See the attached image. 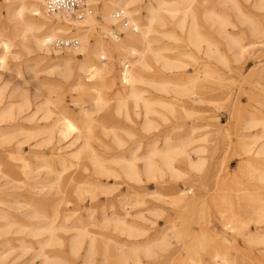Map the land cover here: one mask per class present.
Returning a JSON list of instances; mask_svg holds the SVG:
<instances>
[{"label": "rangeland", "instance_id": "rangeland-1", "mask_svg": "<svg viewBox=\"0 0 264 264\" xmlns=\"http://www.w3.org/2000/svg\"><path fill=\"white\" fill-rule=\"evenodd\" d=\"M5 1L0 39H10L11 47L0 61V264H216L218 251L235 256V264H264V155L256 154L264 144L258 140L264 128V1H194L199 31L212 41L211 57L190 44L179 16L158 19L152 47L184 67L169 70L156 59L151 68L137 64L141 102L122 73L136 57L128 45L140 52L145 46L128 39V29L113 25V34L105 32V0L94 2L98 24L88 53L100 34L111 53L103 62L91 54L85 70L79 69L83 55L76 56L68 76L49 61L54 55L42 59L23 46L13 19L21 0H9V8ZM149 1L133 4L135 18L146 15ZM223 19L230 22L226 29ZM230 35L239 37L237 44ZM59 50L60 57L67 53ZM206 64L213 69L206 71ZM63 117L78 130L62 138L56 127ZM191 127H200L194 136ZM85 141L89 146L78 159ZM12 147L28 162L16 166L7 154ZM180 148L192 162L202 156L203 168L173 161ZM222 210L234 216L225 220Z\"/></svg>", "mask_w": 264, "mask_h": 264}, {"label": "bare ground", "instance_id": "bare-ground-1", "mask_svg": "<svg viewBox=\"0 0 264 264\" xmlns=\"http://www.w3.org/2000/svg\"><path fill=\"white\" fill-rule=\"evenodd\" d=\"M49 0H21L20 6L18 9L15 10V15L13 19L18 20L17 24V31L19 32L18 35L22 37V44L25 46L29 52H36L37 54H42L41 57L42 59L47 58L46 56L48 55H54V58L49 59V61H54L55 63L53 66L54 67H61L63 71H65L68 74H71V69L70 64L76 58V56L83 55L84 59L80 61L79 64V69L80 70H85V63L91 62L92 61V56L98 57L100 62L106 61L108 55L111 53L109 45L103 40V38L100 37L96 39L94 42L93 46V53L90 52L88 53V50L90 49L91 45L90 40L91 38L89 37V34L96 28L97 26V17L94 15L95 13V3H99L101 0H86L82 6L86 8V14L82 17L79 18L78 16L71 15V14H66V13H58L54 15H50L47 12L46 5ZM139 0H105L104 1V13L102 15V18L104 20V25L103 28L106 33H114L113 30L111 29V26H118L119 29L124 28L127 30L126 32V37L128 39H131L133 42H138L141 44H144L145 50H138L137 48L133 47L132 45H128L130 53L133 57V59L129 62V66H127V62L124 64V69L122 73L123 80L129 84L130 88H134V91H132V98L136 100V102H141L144 101L139 92L135 90L136 86V76H135V66L137 64L145 66V67H152L151 66V60L156 59L158 61L162 62L163 68H168L169 70L173 69H182L184 66L180 65L179 63L173 62V60L167 58L163 53H161L158 50H155L152 47V40L150 39V34L151 32L154 31V25L156 21L159 19L163 23L166 22V19L168 18H174L176 16H179L178 19V25L181 30H187L186 32V37L190 44L197 50V51H202L205 53L206 56L211 57L214 54V50L212 48V41L209 36L201 34L199 31V21L197 18V13L196 11L192 8L193 3L195 0H174L173 1H167V0H150L149 4L146 7V15L144 17H137L135 18L133 16L134 12H137L138 9L136 10H131L133 8V4H135ZM230 1V0H229ZM261 1L263 2L264 0H256L255 2L261 4ZM6 7L9 8L10 2L9 0L5 1ZM223 2V1H222ZM234 4L238 6L239 4L234 1ZM225 3V2H224ZM255 3V4H256ZM221 4V3H220ZM227 4V3H225ZM139 5V4H138ZM143 5V4H142ZM254 5V3H253ZM260 5L258 7H260ZM1 7V6H0ZM264 7V6H263ZM235 8V7H234ZM240 8V7H239ZM258 9V8H257ZM262 9V8H261ZM233 10V9H232ZM236 11V8L234 9ZM1 11V8H0ZM120 11L123 13V18L119 19L116 17L115 12ZM212 11V10H211ZM240 11V10H239ZM161 12H166L168 17H164L163 14L161 15ZM250 12V11H249ZM215 13V12H214ZM224 13V12H223ZM228 13V12H227ZM230 13V12H229ZM239 13H242L241 11ZM220 14V13H219ZM243 14V13H242ZM241 14V15H242ZM218 15V14H214ZM166 16V15H165ZM210 16V14H209ZM213 16V15H212ZM220 16V15H219ZM237 16V15H235ZM246 16V15H244ZM249 16V15H247ZM215 16H213L214 18ZM234 17V16H233ZM221 18V17H220ZM224 18V17H223ZM253 18V17H252ZM1 19V18H0ZM145 19V23H140L139 21ZM188 19L190 20V25L189 28H186V23L188 22ZM217 19V17L215 18ZM240 19V18H239ZM248 19V17H247ZM245 19V21L247 20ZM220 20V19H219ZM238 21V20H237ZM218 23L221 21H217ZM216 22V23H217ZM234 22V21H233ZM241 22V21H240ZM248 22V20H247ZM253 22V21H252ZM257 22V21H256ZM122 23V24H121ZM215 23V24H216ZM246 23V22H245ZM242 24V25H245ZM258 23V22H257ZM212 24V23H211ZM213 24V25H215ZM220 24V23H219ZM230 22H228L226 19H223L221 23L222 29H226L227 25H229ZM247 24V23H246ZM249 24V23H248ZM247 24V25H248ZM253 24V23H251ZM232 25V24H231ZM255 25V24H254ZM235 26V25H234ZM239 26V25H238ZM221 27L218 26V28L221 29ZM241 27V26H240ZM254 27V26H253ZM219 29V30H220ZM228 30V29H227ZM242 30V29H241ZM251 30V28H250ZM256 30V28H255ZM75 31V32H73ZM221 31V30H220ZM239 31V30H238ZM254 31V30H253ZM218 32V31H217ZM235 32V31H233ZM250 32V31H249ZM252 32V30H251ZM250 32V33H251ZM71 33H74L76 37L74 36H69ZM222 33V32H221ZM220 33V34H221ZM230 33V32H229ZM237 33V31H236ZM219 34V32H218ZM223 34V33H222ZM231 34V33H230ZM235 34V33H234ZM117 34L115 37L118 39ZM239 35V34H238ZM257 35V33H256ZM58 36H64L65 39H70L74 38L79 41V45L73 46L66 48V54L63 57H60L61 54L63 53L61 48H57L54 46L53 42L58 39V38H64V37H58ZM68 36V37H67ZM221 36V35H220ZM250 36V34H249ZM4 37V36H3ZM174 38L173 36H171ZM225 37V36H222ZM229 37V36H228ZM227 39V38H226ZM231 42L234 44L238 43L237 37L234 35H230ZM242 39V38H241ZM10 40V39H9ZM8 39H0V44L3 46L4 52L2 57L0 56V61L4 64L5 63V57L7 53L10 51L11 47V42ZM245 40V39H244ZM120 41V40H119ZM249 41V39L247 40ZM218 42V41H217ZM229 42V41H228ZM240 42V41H239ZM253 44V43H252ZM256 44V43H255ZM123 45V43H120L117 45L120 46ZM232 46V45H231ZM247 46V45H246ZM230 48V47H229ZM239 48V47H238ZM63 49V48H62ZM232 49V47H231ZM119 50V49H118ZM121 50V49H120ZM230 50V49H229ZM14 51V50H13ZM70 52V54L68 53ZM119 52V51H118ZM123 53V51H121ZM234 53V52H233ZM129 54V53H128ZM138 57V59H136ZM228 59V58H227ZM236 61V59H235ZM28 64V63H27ZM37 65V63H36ZM29 66V65H28ZM93 67V64L91 65ZM105 66V62H104ZM103 67V66H102ZM101 66H96L95 69L102 70ZM4 68V67H3ZM167 69V70H168ZM213 67L209 64L205 65V70L210 71L212 70ZM36 70V69H35ZM87 71H91L92 69H86ZM1 72V71H0ZM80 75V74H79ZM87 76V75H86ZM72 77V76H71ZM171 80V79H170ZM76 81V80H75ZM74 81V82H75ZM169 81V80H168ZM159 82V81H158ZM157 82V83H158ZM165 82V81H164ZM43 83V82H42ZM166 83V82H165ZM160 84V83H159ZM41 85V84H40ZM74 85V84H73ZM129 88V89H130ZM138 88V87H137ZM161 88V87H160ZM4 89V88H3ZM1 90V89H0ZM130 92V91H129ZM4 93V92H3ZM170 93V92H169ZM100 96V95H98ZM4 97V96H3ZM104 98V97H103ZM48 99V98H47ZM101 99V98H99ZM95 101V99H93ZM52 101V100H51ZM150 101V100H149ZM15 102V101H14ZM25 103V102H24ZM52 103V102H50ZM55 103V102H54ZM53 103V104H54ZM146 103V116L148 115L149 111L151 110V107L147 100L145 101ZM164 105V104H163ZM55 106V105H53ZM28 107V106H27ZM26 107V108H27ZM31 109V108H29ZM37 110V109H35ZM29 111V110H27ZM31 112V111H30ZM32 113V112H31ZM29 115V114H28ZM49 118V117H48ZM53 118V117H52ZM51 118V119H52ZM40 119V118H39ZM178 119V118H177ZM33 120V119H32ZM55 120V119H54ZM42 122V121H41ZM54 122V121H52ZM172 122V121H171ZM263 124H264V119H263ZM26 124V123H25ZM33 125V124H32ZM11 126V125H10ZM28 126V125H27ZM24 127V125H23ZM46 127V126H45ZM28 128V127H27ZM86 128V127H85ZM200 127H191V134H193L199 129ZM30 129V128H29ZM78 130L77 126L74 124V122L69 118V117H63L61 120V124L59 127H56L57 133L63 138L67 137L73 132ZM82 130V129H81ZM80 130V131H81ZM185 130V129H184ZM79 135V134H78ZM206 135V134H205ZM56 137V136H55ZM201 137V136H200ZM87 138V137H86ZM264 138V128L262 132L258 135V140ZM70 141V140H69ZM68 141V142H69ZM52 143V142H51ZM83 144V143H82ZM89 146V141H85L84 145H82V149L76 153V157L79 159L81 152L84 148ZM60 147V146H59ZM58 147V148H59ZM79 147V146H78ZM2 148V147H1ZM72 148V147H71ZM51 149V148H50ZM73 149V148H72ZM76 149V148H75ZM74 150V149H73ZM198 153H201L203 151V147H199L196 149ZM70 152V151H69ZM74 152V151H73ZM25 153V152H24ZM52 153V152H51ZM8 156L18 162L16 166L21 167L22 163L28 162L27 157L24 156H19V151L15 148L12 147L11 150L7 152ZM55 154V153H54ZM178 157L176 156H170V158L174 160H180L182 161L186 166L195 168L196 170H199L203 168L205 165V159L200 156L198 161L192 162L189 158V153L185 150V148H180L178 150ZM257 156L259 159L264 155V144L261 145L256 152ZM56 155V154H55ZM52 156V155H51ZM71 156V155H70ZM19 157V158H17ZM53 157V156H52ZM87 157H90L87 156ZM85 158V157H84ZM125 159V158H124ZM161 159V158H159ZM155 160V159H154ZM128 161V160H127ZM159 161V160H158ZM130 162V161H129ZM128 163V162H127ZM87 164V163H86ZM129 164V163H128ZM173 163H170L172 166ZM105 166V165H104ZM110 166V165H107ZM106 166V167H107ZM81 167V166H80ZM88 167V166H87ZM93 167V166H92ZM113 167V166H112ZM43 168V167H42ZM76 168V167H75ZM74 168V169H75ZM149 171H152L154 168V165L152 163H149L147 166ZM79 170L78 168H76ZM38 170V169H37ZM60 171V170H59ZM70 171V170H69ZM140 171V170H139ZM79 172H76L78 174ZM105 174V173H104ZM79 175V174H78ZM144 175V173H143ZM54 176V175H53ZM52 177V176H51ZM78 178V177H77ZM99 178V177H98ZM80 179V178H79ZM7 180V179H6ZM27 180V179H26ZM74 180H76L74 178ZM78 180V179H77ZM76 180V181H77ZM96 180V177H95ZM113 180V179H112ZM260 180L264 182V176L260 177ZM101 181V180H100ZM8 182V181H7ZM15 183V182H14ZM62 185V184H61ZM67 185V184H66ZM64 186V185H63ZM11 190V189H10ZM77 189H75L76 191ZM70 191V189H69ZM67 192V190H65ZM118 192V191H117ZM69 193V192H68ZM73 193V192H72ZM24 194V193H23ZM66 194V193H65ZM138 194V193H136ZM142 194V193H141ZM76 195V194H75ZM143 195V194H142ZM140 196V194H139ZM25 197V196H24ZM66 197V196H65ZM74 198V197H71ZM24 199V198H23ZM11 200V199H10ZM72 200V199H71ZM76 201V199L74 200ZM141 201V200H140ZM72 202V201H71ZM70 203V202H69ZM115 204V203H114ZM62 205V204H61ZM111 205V204H110ZM116 205V204H115ZM131 206V205H130ZM79 207V206H78ZM62 210L64 208H61ZM61 210V211H62ZM68 210V209H67ZM229 210V209H227ZM227 210H222L221 212L224 214V219L229 220V215L232 216V214H225ZM76 211V210H75ZM126 215V214H125ZM124 216V215H123ZM122 216V217H123ZM234 216V215H233ZM232 216V217H233ZM121 217V216H120ZM260 223L263 221H259ZM91 225V224H90ZM232 225V226H231ZM87 226V225H86ZM228 226L233 229V222H229ZM54 227V226H53ZM4 228V227H3ZM121 228V227H120ZM5 232V231H4ZM9 234V233H8ZM6 235V234H5ZM36 236V235H35ZM48 237V236H47ZM254 237H249V240H254ZM259 241V240H258ZM33 243V241H31ZM264 245V235L261 236V241ZM157 243V242H156ZM259 243V242H258ZM166 244V243H165ZM15 246V245H14ZM27 248V247H26ZM25 248V249H26ZM38 248V247H37ZM146 249V248H145ZM67 252V251H66ZM79 252V251H78ZM5 253V252H4ZM23 255V254H22ZM216 264H235L236 258L235 256L232 259H229L228 256H223V254L219 253L214 256ZM30 260V258H29ZM141 263V262H140Z\"/></svg>", "mask_w": 264, "mask_h": 264}, {"label": "built area", "instance_id": "built-area-1", "mask_svg": "<svg viewBox=\"0 0 264 264\" xmlns=\"http://www.w3.org/2000/svg\"><path fill=\"white\" fill-rule=\"evenodd\" d=\"M86 0H49L46 9L50 15L58 13H66L78 16L82 18L86 14V8L82 6ZM117 18H123V13L120 11L115 12ZM125 20V18H123ZM54 46L57 48H69L79 45V41L74 38L65 39L58 38L53 42Z\"/></svg>", "mask_w": 264, "mask_h": 264}]
</instances>
